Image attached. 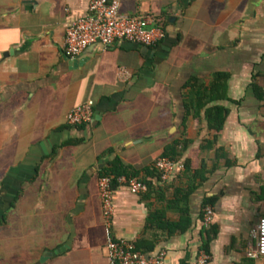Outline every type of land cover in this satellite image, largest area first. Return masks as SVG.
<instances>
[{
  "label": "crops",
  "instance_id": "crops-1",
  "mask_svg": "<svg viewBox=\"0 0 264 264\" xmlns=\"http://www.w3.org/2000/svg\"><path fill=\"white\" fill-rule=\"evenodd\" d=\"M90 1L0 0V228L29 209V237L23 245L16 234L1 237L0 263L111 264L108 241L122 238L146 254L165 252L164 264H197L202 249L209 264H264L247 254L264 218V0H119L121 13L162 26L164 40L92 45L70 66L66 29ZM218 74L227 75L226 99L195 118L189 83L208 87ZM87 101L93 122L70 125L68 112ZM216 105L228 114L215 139L206 109ZM187 141L164 179L156 162ZM187 158L190 173L178 168ZM116 159L152 188L134 195L115 186L108 225L99 180ZM176 223L183 231L169 229Z\"/></svg>",
  "mask_w": 264,
  "mask_h": 264
},
{
  "label": "built area",
  "instance_id": "built-area-1",
  "mask_svg": "<svg viewBox=\"0 0 264 264\" xmlns=\"http://www.w3.org/2000/svg\"><path fill=\"white\" fill-rule=\"evenodd\" d=\"M151 19L142 15L129 16L121 13L119 0H91L88 13L67 27L65 35V53L75 58L92 45L112 46L117 41H127L148 48L157 47L165 38L166 32L162 26H150ZM119 77L128 80L129 72L119 69ZM95 103L87 101L72 108L67 114V121L72 126H81L93 122ZM177 162L169 159H159L155 167L166 179L177 166ZM183 170L182 164L178 165ZM115 186H123L134 195L148 192V185L143 180L131 176H115L113 174L99 180L100 197L105 221L111 225L114 214L113 194ZM214 210L208 205L203 215V225L209 229L213 223ZM254 243L248 248V256L253 259L264 257V218H261L251 231ZM111 264H164L165 252L146 254L136 250L128 239L110 238L107 245ZM210 255L202 249L199 252L197 264H209Z\"/></svg>",
  "mask_w": 264,
  "mask_h": 264
},
{
  "label": "trees",
  "instance_id": "trees-1",
  "mask_svg": "<svg viewBox=\"0 0 264 264\" xmlns=\"http://www.w3.org/2000/svg\"><path fill=\"white\" fill-rule=\"evenodd\" d=\"M214 82L210 84V86L205 87L199 80L193 79L189 83V87L191 88L189 101H187V110L189 114H193L195 118L201 117V111L211 102L217 101V100H223L226 99V80L227 75L225 74H218L214 78ZM228 114V110L220 105L212 106L211 108L206 109V120L208 122V126L211 130L215 131V139L217 138V134L221 132L226 116ZM214 139V140H215ZM210 145L214 144V142H207ZM189 142L187 141L183 146L181 145V142H176L172 145H169L166 147L162 153L163 158H167L170 160H173L175 162H179L182 160V157L184 156L185 151L187 150L189 146ZM184 168L185 171L188 173L193 171L192 167V160L190 158H187L184 162ZM193 177L196 178L200 175L199 169H196L194 171ZM103 177L107 175L114 174L115 176H122L127 175L130 176L126 168H124L122 162L120 160H115L110 163V168L106 169L102 173ZM135 177L136 175L133 174ZM147 183L149 189L152 188V183L149 181H144ZM183 192V191H181ZM213 201L209 200L205 203V206L212 205ZM152 219V217L150 218ZM170 230L174 232V229L178 230L181 229L183 231V226L181 223L171 224L169 226ZM207 237L205 240V247H208V243L210 241V233L207 232ZM136 250L141 253H147L144 252L143 249H140L138 246H136Z\"/></svg>",
  "mask_w": 264,
  "mask_h": 264
},
{
  "label": "rangeland",
  "instance_id": "rangeland-1",
  "mask_svg": "<svg viewBox=\"0 0 264 264\" xmlns=\"http://www.w3.org/2000/svg\"><path fill=\"white\" fill-rule=\"evenodd\" d=\"M7 219L9 220L8 221L9 226L6 228H4V227L0 228V239H1V237L5 238L9 234H11V235L16 234V236H17L15 238L16 243L23 245L21 238H23L25 236L29 237V209H26L25 211L21 212L20 215H16L15 217L9 215V217H7ZM18 219H19V222H18ZM1 250L2 249H0V254H1ZM12 254L15 257L20 256V254L17 253V251H14ZM11 260H12L11 262H14L13 261L14 259H11ZM15 263H18V262H15ZM0 264H10V263L8 261H6V258H2Z\"/></svg>",
  "mask_w": 264,
  "mask_h": 264
},
{
  "label": "water",
  "instance_id": "water-1",
  "mask_svg": "<svg viewBox=\"0 0 264 264\" xmlns=\"http://www.w3.org/2000/svg\"><path fill=\"white\" fill-rule=\"evenodd\" d=\"M138 45H139V44H138ZM140 46H141V45H140ZM10 54H13V51H10V52H8V53H5V54H4V57H7V56L10 55ZM65 57L69 60V64H70V66L76 64L77 61H80V60H79V59H80L79 56L76 57L75 59H71V58L68 57L67 55H66ZM81 59H82V60H81L80 64H83V62H84L85 59H84V58H81ZM59 252H60V249H57V250H55V251L46 252V253L44 254V257L42 258V262H45L46 260L50 259L51 257L56 256Z\"/></svg>",
  "mask_w": 264,
  "mask_h": 264
}]
</instances>
